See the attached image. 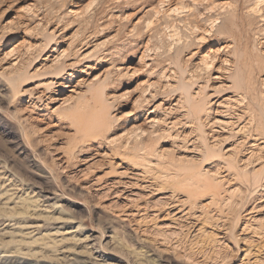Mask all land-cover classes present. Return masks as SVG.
Instances as JSON below:
<instances>
[{
  "label": "rangeland",
  "instance_id": "obj_1",
  "mask_svg": "<svg viewBox=\"0 0 264 264\" xmlns=\"http://www.w3.org/2000/svg\"><path fill=\"white\" fill-rule=\"evenodd\" d=\"M214 1L204 43L168 0H0V264H264V0Z\"/></svg>",
  "mask_w": 264,
  "mask_h": 264
},
{
  "label": "bare ground",
  "instance_id": "obj_2",
  "mask_svg": "<svg viewBox=\"0 0 264 264\" xmlns=\"http://www.w3.org/2000/svg\"><path fill=\"white\" fill-rule=\"evenodd\" d=\"M164 3V1H162ZM217 3V2H216ZM205 5L208 10L210 11H213L214 8L216 7L215 5V1L214 0H178L177 2H175V0H168V3H167V7L163 10H165V13H168V15H171V16H178L180 19V21H185L186 24H188L189 26V30L191 29L193 34L195 33L196 35V38L197 39L196 41L197 42H207L209 41V38L210 35L212 34V31L215 30L216 33L220 30H222L224 28V26L226 25V22H227V18H228V15H233L234 14V11L237 10L236 9H229L227 11L223 10L222 12H218V14H215V13H208L207 15H204V18L199 20L198 18L194 17V16H197V14H203L201 13L200 11V6L201 5ZM203 7V6H202ZM201 7V8H202ZM205 8V7H204ZM206 8V9H207ZM226 9V8H225ZM206 10V11H208ZM75 11V10H74ZM205 11V12H206ZM203 12V11H202ZM169 16V17H171ZM198 17V16H197ZM175 18V17H174ZM169 21V20H168ZM172 21V20H170ZM179 21V20H178ZM177 21V22H178ZM171 23V22H170ZM174 23V20L173 22ZM179 23V22H178ZM175 24V23H174ZM174 24H172V27L174 26ZM207 24H209L211 27L208 28ZM177 25V24H176ZM171 26V25H170ZM176 27V26H175ZM173 27V28H175ZM175 29H178L177 27ZM178 31V30H177ZM175 34V37L178 38V34L181 33H178L176 34V32H174ZM172 35V34H171ZM174 35L172 36L174 38ZM192 35V34H191ZM182 36V34H181ZM194 36V35H193ZM183 37V36H182ZM179 39H180V36H179ZM178 39V40H179ZM175 40V39H174ZM177 40V39H176ZM180 41V40H179ZM189 41V40H188ZM188 41L186 43H188ZM176 42V41H175ZM178 42V41H177ZM174 43V42H172ZM180 43V42H178ZM172 46V44H170ZM179 45V44H178ZM170 46V47H171ZM174 46V45H173ZM172 46V47H173ZM177 46V45H176ZM182 46V45H181ZM225 47V46H224ZM169 48V47H168ZM167 49V48H166ZM219 49V50H218ZM217 51H215L214 54H212V51L213 49H210L207 53L204 54V56L201 57L202 61L201 63L203 64V67L207 72H210L211 70L215 69L217 63H221V64H224L225 62H228V60H220V58L218 57V53L219 52H222V50L224 49L223 47L221 48H218ZM170 50L172 51V49L170 48ZM174 50V49H173ZM14 51V49H13ZM12 50L10 51V55L11 53L13 52ZM7 54V55H9ZM13 54V53H12ZM220 54V53H219ZM16 59H18V57H16ZM19 62V59L16 60L15 62L12 63V66H15L17 65V63ZM201 64V66H202ZM201 67V69L203 68ZM219 67V66H218ZM203 70V69H202ZM215 78H219V77H215ZM196 79V78H195ZM150 96H147L144 98V103L145 104H148L154 97L155 95L154 94H150L149 92L146 93ZM240 99V97H239ZM236 100H238V98H236ZM163 108V107H161ZM164 109H168V112L172 111V107H165ZM55 110V109H54ZM231 119L228 120V121H222V120H218L217 123L221 124V125H233L234 123H236L239 119L242 118V115H239L237 120L234 121L233 116L230 117ZM205 120V119H204ZM153 126H156L157 123H159V120L158 121H153V118L150 119V121ZM90 122H87V125H89ZM172 123L170 126H169V129L171 130H175V124L174 122H170ZM216 125V124H215ZM225 126V125H224ZM243 126H246V124H244ZM242 126V127H243ZM241 129V128H240ZM239 129V130H240ZM141 132V136L144 137L145 135H147V132H145V130H139ZM155 130L150 133H154ZM176 134V133H175ZM175 136V135H174ZM188 138V134H184L183 136L179 135L177 133V135L175 136V139L176 140H182L183 143H185V141L187 140ZM217 137H214L213 141L216 140ZM258 139V138H256ZM204 141V147L208 150V149H211V147L208 146L207 142H206V137L203 139ZM255 143H252L251 146H253ZM127 144H124L121 146V149L122 151L126 150L127 148ZM258 146V145H257ZM196 149L194 151H190L192 154H191V159L192 158H195L197 159L199 155H201L200 153H198L199 151H197L198 148H196L195 146L193 147V149ZM202 149V148H201ZM200 150V149H198ZM202 151V150H201ZM207 156L202 160L203 162L206 160ZM227 170H229L230 172L233 170H237V165H233L232 163L230 162H227ZM189 172L191 174V176L195 177V182L198 184V186L196 188H193L192 190H189L188 192V195L189 197L192 198V196H194V190H197V189H200V188H206L208 190H210L212 192V194L214 196H217L219 197L221 195V186L223 185V183L225 182H229L228 180L226 181V177L230 175V173L228 172L227 174L223 175V176H220L221 179L218 180L217 182H215L217 180V178H214V172L211 171V169H208V168H201L199 169L197 172H196V167H190L189 168ZM237 175L239 174L238 171L235 172ZM138 174V173H136ZM231 176V175H230ZM256 186H261L264 190V182L262 184H259L260 181H255L254 182ZM174 206V205H173ZM239 223V220L236 221L235 223V227L238 225ZM245 227V226H244Z\"/></svg>",
  "mask_w": 264,
  "mask_h": 264
}]
</instances>
